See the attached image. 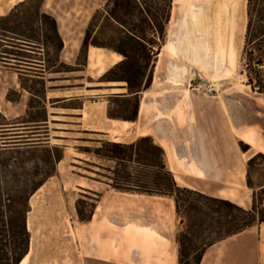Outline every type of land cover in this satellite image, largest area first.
<instances>
[{"label": "crops", "instance_id": "0c3cea01", "mask_svg": "<svg viewBox=\"0 0 264 264\" xmlns=\"http://www.w3.org/2000/svg\"><path fill=\"white\" fill-rule=\"evenodd\" d=\"M25 2L0 0V17ZM106 2L43 0L40 12L55 21L63 44L55 66L39 60L28 68L15 57L0 58V128L25 126L34 130L32 148L61 150L54 174L28 200L29 244L19 264H179L174 200L114 189L99 174L103 165L81 152L95 145L149 138L178 188L246 211L264 191V181L253 186L249 178L248 163L264 156V94L252 90L242 70L248 0H171L164 44L132 93L124 82L105 79L124 58L85 45ZM37 47L30 53L40 57ZM23 78L44 83V122L17 123L28 117L33 98ZM197 78L222 88L211 95L192 91ZM130 101L132 119L113 113ZM79 199L90 203L87 221L79 219ZM200 264H264V223L210 246Z\"/></svg>", "mask_w": 264, "mask_h": 264}, {"label": "rangeland", "instance_id": "374dc122", "mask_svg": "<svg viewBox=\"0 0 264 264\" xmlns=\"http://www.w3.org/2000/svg\"><path fill=\"white\" fill-rule=\"evenodd\" d=\"M168 1L107 0L105 5L95 15L89 27L87 42L92 46L97 45L99 48L110 49L124 58L123 64L113 70L114 81L124 82L131 93L140 86L146 70L153 64L157 52L164 44L170 17ZM39 3V0H29L28 5L18 13V18H25L27 12L34 15L39 7ZM250 12L252 21L251 32L245 54L242 58V70L245 74L248 73L253 80L256 76L260 80H264V68H259L255 63L257 59L264 58V40L256 41L259 36L258 30L260 27L258 19L261 15L264 16V0H253ZM31 25H33L35 32L39 34L38 43L42 44V35L47 33L49 25L41 15L35 16ZM130 29H135L138 33H142L145 42L133 38L129 33ZM25 51L27 52L19 50L9 51L16 55L15 59L17 61L22 62L16 65L34 68L31 65L35 64L33 61L44 60L46 68H50L56 60L54 51L48 46L45 47L43 53H41L43 55L40 57L30 53H38L33 51V49L26 48ZM54 70H66V68L57 67ZM105 79L106 81H113L107 77ZM39 82L37 80L29 82L28 79L23 78L22 85L33 89L37 95H40L41 86ZM127 82L130 83L132 90H130ZM189 88L195 92L204 90L206 94L211 95L215 94L222 87L197 78L191 83ZM9 97L13 98V95ZM32 104L28 117L17 123L39 121L44 116L39 100L32 99ZM133 108V101H130L129 104L119 103L114 106L113 113L116 116L126 115L129 118L132 117ZM0 124H3L1 117ZM32 131L34 130L25 129V126L21 125L12 130H0V148L4 144L8 147H13V145H16L14 144L15 140L10 139L15 137L13 135H18L16 137H19L17 138L19 139L17 140L19 145L17 148H8L4 151L0 149V240H11L10 229L11 227L18 229L20 217L24 213L33 190L54 174L55 158L61 156V150L54 146L29 149L30 147L26 146V142L33 138V133H29ZM43 133L41 132V135ZM30 142L33 143V141ZM106 146V143H102L91 148L82 149L81 152L88 154L92 161L103 165L100 168L99 174L109 179L113 188L149 191L153 192L154 196H162L156 194L158 192L154 184L159 179L166 180L167 176L161 170L160 154L157 151H149V154L145 155L146 158L143 156L139 158L135 153H129V157L131 158L125 161H116L108 158L110 154L105 149ZM150 146L149 143H142L138 146V149L141 148L146 151ZM87 166L89 168L96 167L93 164H87ZM82 167L89 169L85 165ZM123 170L130 176L132 184L127 185L121 178ZM249 178L253 186L260 185L264 181V159L258 158L254 160L249 168ZM136 185L144 188L137 189ZM188 199L190 206L181 205V216L185 220L179 228V233H184L185 231L192 233L194 237L191 236L189 239L194 240L197 248H200V244L203 241V239L197 238L201 229L205 231L206 227L211 226L215 230L216 225L214 221H238L240 217L236 211L217 207L204 198L189 196ZM75 207L80 212L81 218H87L91 212L90 203L84 199L77 200ZM258 224L256 222L253 226ZM208 235H211V232H204V238ZM212 237L216 238L217 236L212 235Z\"/></svg>", "mask_w": 264, "mask_h": 264}, {"label": "trees", "instance_id": "16d2710c", "mask_svg": "<svg viewBox=\"0 0 264 264\" xmlns=\"http://www.w3.org/2000/svg\"><path fill=\"white\" fill-rule=\"evenodd\" d=\"M39 7L34 13V15L30 14L27 12V16L25 18H18V13L24 9L28 3L27 2L15 7L7 16L5 17H0V58H5V59H11L10 56L15 57L16 55L10 53L9 51H13V48H16L14 44H19L21 47L19 49L26 50V48H38L37 46H41L42 48L39 49H45V47L51 48L54 53L55 57L58 54V52L61 51L63 44L58 36L57 33V28H56V23L55 21L44 14H41L40 12V6L43 0H39ZM253 0H248V25H247V31H246V37H245V46L243 50V55L245 54L246 47L248 44V39L250 36L251 32V12H250V6ZM171 7V0L168 1V8L170 9ZM41 15L43 19L46 21V23L49 25V29H47V33H44L42 35L43 42L42 44L38 43V36L39 34L35 32L33 25L34 17ZM258 22L260 24L259 30H258V38L256 41H261L264 40V16H260L258 19ZM129 33L133 36V38H136V40L145 42V38L143 37L142 33H138L135 29H130ZM16 41L18 43H16ZM88 41V37L86 36L85 38V45ZM6 42V44H3ZM3 46H7L5 49H2ZM95 47H98L97 45H94ZM18 48V47H17ZM260 51V49H258ZM56 62V60H55ZM55 62L52 63V67L55 66ZM256 65L259 68H264V58L257 59L255 62ZM260 73V71H259ZM258 73V74H259ZM261 74V73H260ZM114 71L112 70L111 72L108 73L107 78L110 80H115ZM247 77V84L252 88L253 91H256L259 94H264V80H260L257 76L253 80L248 73L245 74ZM37 81H40V86H41V93L40 95L36 94V91L30 88L24 87L32 96L30 101V109H32V99L39 100L40 102V107L42 108V97L44 94V83L43 81L39 79H34ZM32 82V81H31ZM130 90H132L130 87V83L127 82ZM139 88V87H138ZM134 89V92L138 89ZM45 117L43 116L39 121H31L30 123H38V122H44ZM129 119H132V117H129ZM34 120V119H33ZM17 127H3L1 129H13ZM15 137H12L10 140H15L13 147H8L7 145L4 144L0 149L2 151L7 150L8 148H17L19 137H16L18 135H13ZM27 147H30L29 149H36L32 148V145H30L32 142L27 140ZM142 143H149L151 146L150 148L148 147V150H142L141 148L138 149V146ZM107 152L110 154L108 156L109 159L111 160H116V161H125L129 157V153H135L137 157L140 158V156H143L146 158V154H149V151H157L160 154V161H161V170L165 172L167 178L166 180H161L159 179L157 183L154 184L156 191L159 195L162 196H167L170 197L174 200L175 203V209L178 218L181 220V224L185 220L184 217L181 216V205H189L188 203V198L189 196H197L200 198H204L206 201L216 205L217 207H222V208H227L229 210L236 211L240 217L238 218V221H225L221 222L219 220L214 221L215 230H213V227L209 226L204 229L203 231L201 229L200 233H198L197 238L198 239H203L202 243L200 244V248H197V244H195L194 240H190L189 237H194L192 233L190 232H184V233H179L177 236V244H178V263L179 264H200L201 259L203 257V254L207 248L210 246L214 245L215 243L225 240L226 238L241 233L245 231L246 229L252 227L256 222L259 224L264 223V206H262V193L264 191H260L258 194L253 195V207L251 210H243L241 208L236 207L235 205H232L231 203L225 202V201H220V200H215L211 198H207L205 196H202L198 193L186 190V189H181L178 188L173 181V178L167 172L165 169L164 161H163V152L161 149L156 147L152 141L149 138H144L139 140L137 143L133 145H120V144H107L105 147ZM241 149L245 151L247 147L241 146ZM264 159V156L258 155L254 160L256 159ZM61 160V156L55 158L56 163ZM254 160L250 161L248 163L249 167L250 165L254 162ZM123 181L129 185L132 184L130 181V176L127 175V172L123 170L122 172V177ZM46 181V180H45ZM44 181V182H45ZM39 184L34 190L33 193L36 192L43 184ZM137 189H141L144 187L140 186H135ZM116 190L122 191V192H133V193H138V194H146V195H153V192L149 191H138V190H131V189H118L114 188ZM28 208V203L26 204L24 213L20 217V222L18 225V229L11 227L10 233H11V240H5L1 239L0 240V264H19L21 260L24 258V256L27 254L28 251V244H29V234L26 230L25 226V214L27 212ZM193 210V208L191 207ZM79 219L81 221H87L89 220V216L87 218H81L80 212H78ZM204 232H211V235H208L206 238H204ZM212 235H216L217 237L214 238ZM189 246H187V245ZM194 250V251H193Z\"/></svg>", "mask_w": 264, "mask_h": 264}, {"label": "bare ground", "instance_id": "6f19581e", "mask_svg": "<svg viewBox=\"0 0 264 264\" xmlns=\"http://www.w3.org/2000/svg\"><path fill=\"white\" fill-rule=\"evenodd\" d=\"M52 210H53V209H52ZM52 210H51V211H52ZM53 211H56V210L54 209ZM53 211H52V212H53ZM54 214H55V213H54ZM22 264H25V261H23V263H22Z\"/></svg>", "mask_w": 264, "mask_h": 264}]
</instances>
